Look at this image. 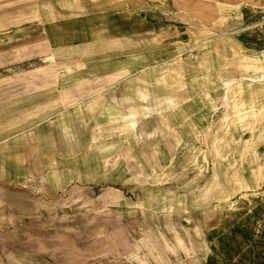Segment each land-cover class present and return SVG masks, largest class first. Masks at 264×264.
<instances>
[{"label": "rangeland", "instance_id": "374dc122", "mask_svg": "<svg viewBox=\"0 0 264 264\" xmlns=\"http://www.w3.org/2000/svg\"><path fill=\"white\" fill-rule=\"evenodd\" d=\"M0 264H264V0L0 5Z\"/></svg>", "mask_w": 264, "mask_h": 264}, {"label": "bare ground", "instance_id": "6f19581e", "mask_svg": "<svg viewBox=\"0 0 264 264\" xmlns=\"http://www.w3.org/2000/svg\"><path fill=\"white\" fill-rule=\"evenodd\" d=\"M13 0H0V5H5V4H8L9 2H11ZM252 80V79H251ZM228 86V85H227ZM141 99H146V96L145 95H141ZM150 100L155 103V104H162V105H166L169 103L170 99L169 98H166V97H158V96H152L150 98ZM151 103V102H150ZM139 105H136L134 104V106H131L130 107V110H131V113H129L128 115L126 116H121L120 119L123 121V123H125L127 126H128V130L129 131H132V132H135L139 130V127H140V120L142 119V113L143 112H151L150 110H146V109H141V107H138ZM139 108V109H138ZM158 112V111H157ZM166 112V111H165ZM155 114V112H154ZM153 115V114H152ZM157 115V113H156ZM149 116V115H148ZM159 116V115H158ZM153 117V116H152ZM93 134V133H91ZM138 137L140 139H142L141 137V133H139ZM91 140L93 139H97V138H94L91 136ZM92 142V141H91ZM142 142V141H141ZM101 147H97V149H100ZM104 148V147H102ZM29 238V237H28ZM37 240V239H35ZM59 242V246L61 248H67L68 250L70 251H74L76 252L77 254H81L83 253V249L81 246H77L76 244L73 243V241H70V240H67L65 238H59L57 240ZM123 241V240H122ZM38 244L41 246V248L43 249H46V247L44 246V244L38 240L37 241ZM82 245H85L86 247V243H83ZM110 246V245H109ZM125 249V248H124ZM85 250V249H84ZM126 251V250H125Z\"/></svg>", "mask_w": 264, "mask_h": 264}]
</instances>
